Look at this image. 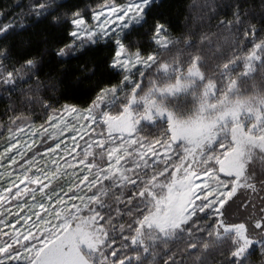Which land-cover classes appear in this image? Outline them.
<instances>
[{
    "label": "snow or ice",
    "instance_id": "snow-or-ice-1",
    "mask_svg": "<svg viewBox=\"0 0 264 264\" xmlns=\"http://www.w3.org/2000/svg\"><path fill=\"white\" fill-rule=\"evenodd\" d=\"M153 3L105 0L86 17L63 0H29L33 23L50 17L70 29L69 43L52 39L58 57L112 40L107 70L120 79L81 103L39 95L40 58L17 59L0 44L9 97L0 264H185L170 242L199 264L210 250L220 251L221 264H256L258 251L264 264V198L259 207L240 201L251 208L245 219L229 212L241 189L264 192L255 173L259 163L264 175V26L237 4L217 21L223 31L182 39ZM145 26L149 46L133 50L135 40H125ZM14 27L5 22L0 34ZM23 75L36 82L24 101L29 115L7 92Z\"/></svg>",
    "mask_w": 264,
    "mask_h": 264
},
{
    "label": "trees",
    "instance_id": "trees-1",
    "mask_svg": "<svg viewBox=\"0 0 264 264\" xmlns=\"http://www.w3.org/2000/svg\"><path fill=\"white\" fill-rule=\"evenodd\" d=\"M65 6L78 5L90 17L91 11L102 5L105 0H63ZM111 2V0H110ZM125 3L126 0H117ZM239 5L241 11L247 10V17L258 26H264V7L262 0H155L151 9L154 15L160 16L168 25L174 36L182 39L187 36L192 41H197L202 31L221 32L222 28L216 27L217 21L222 17H231L232 6ZM0 25L10 22L15 27L8 32L7 36L0 34V44L6 42L11 46L15 58L19 59L27 55L39 57L37 75L41 83L39 95L43 97L57 96L63 102L67 98L72 103H81L94 93L98 87L109 83H117L120 77L107 70L108 61L114 52V45L110 39H101L95 44H85L82 49L66 57H58L54 53L53 37L69 43L70 29L66 24L53 26L49 23L50 17L33 23L35 17L29 14V0H0ZM55 14V13H54ZM144 28H135L125 40H135V47L147 48L150 40L146 36ZM19 66V65H17ZM259 81V70L254 77ZM35 78L23 75L16 84V91L11 87L7 92L12 101L24 115V101L32 96L29 88H35ZM9 97L5 95V87L0 86V142L6 137L3 125L7 121L5 115ZM35 107V106H34ZM256 180H264L259 163L255 167ZM210 222V221H209ZM207 237V233L203 234ZM169 247L177 252V259L185 264H199L195 254L184 251L183 245L170 242ZM162 245L158 247V251ZM251 251V250H250ZM162 256V252H161ZM223 257L220 251L210 250L208 264H221ZM256 264H259L258 251L250 256ZM145 264H148L145 261ZM160 264H163L162 259Z\"/></svg>",
    "mask_w": 264,
    "mask_h": 264
},
{
    "label": "rangeland",
    "instance_id": "rangeland-1",
    "mask_svg": "<svg viewBox=\"0 0 264 264\" xmlns=\"http://www.w3.org/2000/svg\"><path fill=\"white\" fill-rule=\"evenodd\" d=\"M65 135H67V133H65ZM257 183L259 184L258 181ZM261 198H264V192L251 193L250 191L246 192L245 190L241 189L237 195V198H235L234 201L229 205V212L231 219L233 221H239L245 219L248 216L249 212L251 211L250 207L246 210L239 206L241 200L249 199L252 201L253 204L259 207Z\"/></svg>",
    "mask_w": 264,
    "mask_h": 264
}]
</instances>
